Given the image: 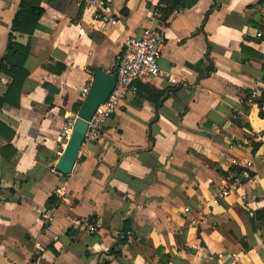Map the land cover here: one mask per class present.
I'll list each match as a JSON object with an SVG mask.
<instances>
[{"label": "crops", "instance_id": "crops-1", "mask_svg": "<svg viewBox=\"0 0 264 264\" xmlns=\"http://www.w3.org/2000/svg\"><path fill=\"white\" fill-rule=\"evenodd\" d=\"M104 1L96 18L82 0H42L34 33L15 34L29 75L20 107L0 111L15 132L0 135V264H264V1L198 0L166 21L160 0ZM20 2L0 0V64ZM150 24L161 75L61 174L82 93ZM8 84L0 73V95Z\"/></svg>", "mask_w": 264, "mask_h": 264}, {"label": "built area", "instance_id": "built-area-1", "mask_svg": "<svg viewBox=\"0 0 264 264\" xmlns=\"http://www.w3.org/2000/svg\"><path fill=\"white\" fill-rule=\"evenodd\" d=\"M86 4L93 5L96 9V18H101V14L106 12V2L104 0H82ZM110 22L115 24L113 18ZM264 30L257 33L262 36ZM165 47V36L161 30L152 24L146 25L138 36H127L124 40V46L121 58L116 66L115 76L116 84L105 103L97 109L94 117L89 123V129L85 138L94 140L98 137L103 125L112 118L122 106L124 100L130 94L138 91V84L144 78L158 77L161 75L159 59L161 58ZM86 92L82 93V97ZM85 140V139H84ZM240 178L236 177L235 182ZM228 192H223L227 196ZM186 211L188 209L186 208ZM52 208L46 209L45 214L47 222L50 221ZM93 230V227H89Z\"/></svg>", "mask_w": 264, "mask_h": 264}, {"label": "trees", "instance_id": "trees-1", "mask_svg": "<svg viewBox=\"0 0 264 264\" xmlns=\"http://www.w3.org/2000/svg\"><path fill=\"white\" fill-rule=\"evenodd\" d=\"M54 1V0H51ZM198 0H160L157 6L156 14L160 20L166 21L171 15L180 10H186L194 5ZM264 1V0H263ZM42 0H21L19 10L17 11L11 26V31L8 36L6 52L0 64V73L9 81L8 90L4 95H0V111L5 105H10L14 108H19L21 103V95L23 92V84L27 79L29 72L25 67V63L30 54L29 45H24L16 41V33L32 35L35 31L37 22L44 13V8L41 6ZM86 3H81L79 15ZM263 29V28H262ZM49 101L51 99L49 98ZM237 125L241 122L234 117L233 120ZM15 132L9 126L0 121V135L11 140ZM257 146H253V152ZM11 152L7 159H10L15 154L14 148L9 147ZM4 155V151L2 152ZM238 173L242 168L235 169ZM238 177V176H236ZM60 204V198L53 194L46 203V208H54ZM258 220L264 221V209L256 213ZM254 222V218L252 219Z\"/></svg>", "mask_w": 264, "mask_h": 264}, {"label": "water", "instance_id": "water-1", "mask_svg": "<svg viewBox=\"0 0 264 264\" xmlns=\"http://www.w3.org/2000/svg\"><path fill=\"white\" fill-rule=\"evenodd\" d=\"M115 84L116 76L114 73L101 69L95 72L86 96L81 103L78 117L74 121L68 143L56 164V170L61 174L69 175L72 173L88 132L89 123L99 106L105 103Z\"/></svg>", "mask_w": 264, "mask_h": 264}]
</instances>
